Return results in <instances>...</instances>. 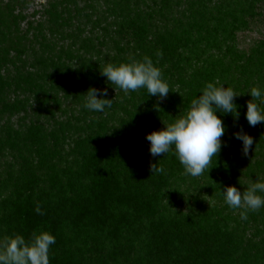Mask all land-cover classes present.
<instances>
[{
    "label": "trees",
    "instance_id": "obj_1",
    "mask_svg": "<svg viewBox=\"0 0 264 264\" xmlns=\"http://www.w3.org/2000/svg\"><path fill=\"white\" fill-rule=\"evenodd\" d=\"M31 3L0 0V238L50 232V264H264V208L243 221L222 196L264 181V124L245 119L249 89H264V36L239 45L263 30L264 0H49L34 23ZM91 25L102 38L90 39ZM58 33L79 53L57 54ZM144 56L169 84L163 101L144 88L115 93L100 75ZM216 81L240 95V115L217 113L226 146L204 173L184 175L171 152L151 157L146 135ZM90 87L108 88L107 114L83 107ZM241 128L254 140L247 157Z\"/></svg>",
    "mask_w": 264,
    "mask_h": 264
},
{
    "label": "clouds",
    "instance_id": "obj_2",
    "mask_svg": "<svg viewBox=\"0 0 264 264\" xmlns=\"http://www.w3.org/2000/svg\"><path fill=\"white\" fill-rule=\"evenodd\" d=\"M156 55L162 57L163 53L158 51ZM99 71L110 85L115 86V93L120 90L125 96L144 88L149 96L163 101L171 91L163 78L162 70L149 56L118 65L109 62L100 66ZM224 85L219 81L208 82L200 90V95L191 100L183 115L172 123L163 122V129L146 135L150 156L165 157L171 152L183 167L184 175L201 176L212 159L226 146L221 139L225 135L226 126L217 113L224 116L231 114L234 119H239L235 98L240 95L232 87ZM247 94L252 99L247 102L245 119L251 127L264 124V107H261L264 105V89L251 87ZM83 97V107L94 113L107 114L106 110L111 109L114 102V99L107 98V87H90ZM156 110H160L158 106ZM233 135L242 142V152L247 157L254 143L253 138L242 128ZM150 171L154 175L163 173L164 168L159 162L150 163ZM262 193L264 181L258 177L243 192L235 186H225L222 196L225 204L233 210H239L240 219L246 221L250 212H258L264 208V195H260ZM35 212L37 215H44L39 203L36 204ZM55 243V236L43 230L31 233L27 240L20 234L4 236L0 238V264H50L49 252Z\"/></svg>",
    "mask_w": 264,
    "mask_h": 264
},
{
    "label": "rangeland",
    "instance_id": "obj_3",
    "mask_svg": "<svg viewBox=\"0 0 264 264\" xmlns=\"http://www.w3.org/2000/svg\"><path fill=\"white\" fill-rule=\"evenodd\" d=\"M48 2L49 0H32V3L29 5V8H28V11H26V15L28 17V21L34 23V22H37V21H40L42 19V17H44L43 15V12L45 10V8L48 6ZM26 25V24H25ZM24 25V26H25ZM91 30H94L93 28V25H91L90 27ZM261 31L263 36H264V28L263 30H257L253 33H244V34H241L240 35V42H239V45L242 49H247L249 48V46L252 45V43L254 42V40L258 39L260 35L262 34H259ZM68 34V32H67ZM88 35V34H87ZM92 35V34H91ZM89 35V36H91ZM94 36L90 37V39H95L96 38V35L99 36V38H102V34L99 32L98 29H95L94 30ZM64 35H61L60 33H58V35L56 37H54L52 39L51 36H49L50 39H52L54 42V46L56 47V53L59 54L58 52L61 50V48L65 49V50H68L69 48L68 47H71V35H65L66 38L63 37ZM87 36V37H89ZM83 40H85L86 38L85 37H82ZM82 39L80 38L79 39V43L80 44V47L82 46ZM95 44H97V42L95 41ZM75 47V46H74ZM73 46L71 47L72 49L74 48ZM79 47H76L74 48L73 50L75 51L74 53H79L77 50H78ZM37 51H39L40 47H36ZM82 50V49H80ZM84 52V50H82V53ZM39 54H41V52H39ZM51 55V54H50ZM36 56L33 55L29 58V61L28 63L32 64V65H35L36 63ZM48 69H50V67H48ZM237 98V97H236Z\"/></svg>",
    "mask_w": 264,
    "mask_h": 264
}]
</instances>
